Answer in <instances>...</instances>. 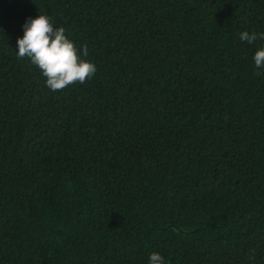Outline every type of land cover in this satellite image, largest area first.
<instances>
[{"label":"trees","instance_id":"16d2710c","mask_svg":"<svg viewBox=\"0 0 264 264\" xmlns=\"http://www.w3.org/2000/svg\"><path fill=\"white\" fill-rule=\"evenodd\" d=\"M39 14L86 83L52 91L18 57ZM244 31L264 0H0V264H264V40Z\"/></svg>","mask_w":264,"mask_h":264},{"label":"clouds","instance_id":"9594fccd","mask_svg":"<svg viewBox=\"0 0 264 264\" xmlns=\"http://www.w3.org/2000/svg\"><path fill=\"white\" fill-rule=\"evenodd\" d=\"M23 27L24 34L17 40V55L21 59L29 58L40 69L50 90L62 91L76 83L84 84L95 75V63L81 58L80 49L66 35L65 28L55 27L49 16L39 14L29 18ZM240 39L252 44L257 39L264 40V33L244 31ZM87 55L85 45L83 56ZM254 61L257 68H264V48L255 52ZM150 264H165L164 257L152 253Z\"/></svg>","mask_w":264,"mask_h":264}]
</instances>
